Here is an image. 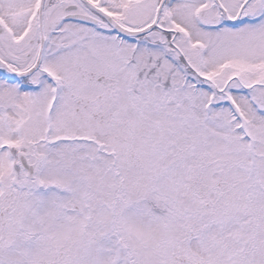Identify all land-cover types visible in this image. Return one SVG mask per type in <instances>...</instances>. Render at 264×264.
Wrapping results in <instances>:
<instances>
[{"label": "snow or ice", "instance_id": "1", "mask_svg": "<svg viewBox=\"0 0 264 264\" xmlns=\"http://www.w3.org/2000/svg\"><path fill=\"white\" fill-rule=\"evenodd\" d=\"M0 264H264V0H0Z\"/></svg>", "mask_w": 264, "mask_h": 264}]
</instances>
